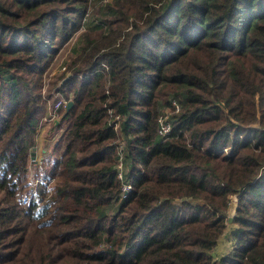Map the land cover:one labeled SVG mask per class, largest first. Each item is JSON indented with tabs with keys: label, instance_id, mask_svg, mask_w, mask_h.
<instances>
[{
	"label": "trees",
	"instance_id": "trees-1",
	"mask_svg": "<svg viewBox=\"0 0 264 264\" xmlns=\"http://www.w3.org/2000/svg\"><path fill=\"white\" fill-rule=\"evenodd\" d=\"M0 264H264V0H0Z\"/></svg>",
	"mask_w": 264,
	"mask_h": 264
},
{
	"label": "rangeland",
	"instance_id": "rangeland-1",
	"mask_svg": "<svg viewBox=\"0 0 264 264\" xmlns=\"http://www.w3.org/2000/svg\"><path fill=\"white\" fill-rule=\"evenodd\" d=\"M57 69H54L53 72L56 73ZM61 100H63L66 104L68 101H66L65 99L61 98ZM57 100L54 102H50L48 104L49 106V114L48 115H42L41 119H40V124L37 126V133H36V145L33 149L34 152V160H36L35 158H37L36 156L38 155V161H39V165L37 167H33L32 165L30 166L33 175L36 174V171H38L39 169L42 170H48L50 168V166L54 163L56 155L54 154H50V144L51 141L53 139H56L61 131L60 130H55L51 133H49L48 131V127L50 128L52 126V124L54 123L52 120H50L52 118V115L54 112H56V108L55 105L57 104ZM65 104V107H66ZM59 109V108H58ZM50 116V117H49ZM58 115L57 113L55 114V121L58 122ZM47 126V128H46ZM47 152L45 154H43L41 151L44 149H47ZM43 164V167H41V164ZM176 203H179V201H175ZM237 202V196H234L231 198V202H230V208H229V216H232V214L234 213V209H235V203ZM194 203H199L198 201H195ZM228 227H230V224H228ZM231 228L227 229L226 233L221 236L219 238L218 241V245L217 248L214 250L213 252V256L215 257V259H219L222 256H224L226 253H228L231 249Z\"/></svg>",
	"mask_w": 264,
	"mask_h": 264
},
{
	"label": "built area",
	"instance_id": "built-area-1",
	"mask_svg": "<svg viewBox=\"0 0 264 264\" xmlns=\"http://www.w3.org/2000/svg\"><path fill=\"white\" fill-rule=\"evenodd\" d=\"M62 104H66L63 100H59L57 102V104L55 105V108L58 109ZM176 111L178 110V106L174 103ZM52 121H55V112L52 115V118L50 119ZM158 129H157V133L159 136H166L168 134L171 133L172 131V125L169 123V121H167V117L166 116H159L158 120ZM123 147V144H120V151ZM117 179L120 181H123L124 178V173L126 171V166L123 163L122 159H119L117 162ZM132 190V185L131 183H122L121 185V193H123V195H127L129 192H131ZM235 207H236V203H235ZM235 210V209H234Z\"/></svg>",
	"mask_w": 264,
	"mask_h": 264
},
{
	"label": "water",
	"instance_id": "water-1",
	"mask_svg": "<svg viewBox=\"0 0 264 264\" xmlns=\"http://www.w3.org/2000/svg\"><path fill=\"white\" fill-rule=\"evenodd\" d=\"M72 105H73V102L72 101H68L67 104H66V111H69L70 108L72 107ZM31 159H34V152L33 151L31 152ZM234 214H235V211L232 214V216H229L228 223H232V221L234 219Z\"/></svg>",
	"mask_w": 264,
	"mask_h": 264
},
{
	"label": "crops",
	"instance_id": "crops-1",
	"mask_svg": "<svg viewBox=\"0 0 264 264\" xmlns=\"http://www.w3.org/2000/svg\"><path fill=\"white\" fill-rule=\"evenodd\" d=\"M46 128H47V126H46ZM48 128H49V127H48ZM48 128H47V129H48ZM35 140H36V138H35ZM41 152L44 154V152H45V151H44V150H42ZM36 157H37V158H35V159H36V161H37V162H39V161L37 160V159H38V155H37Z\"/></svg>",
	"mask_w": 264,
	"mask_h": 264
}]
</instances>
